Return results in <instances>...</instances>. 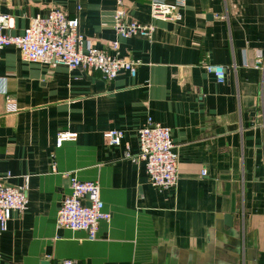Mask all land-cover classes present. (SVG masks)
Instances as JSON below:
<instances>
[{"label": "crops", "instance_id": "crops-1", "mask_svg": "<svg viewBox=\"0 0 264 264\" xmlns=\"http://www.w3.org/2000/svg\"><path fill=\"white\" fill-rule=\"evenodd\" d=\"M153 1L125 4L126 19L153 24L152 35L120 39L116 0H0L8 35L56 8L77 17L96 48L118 41L117 56L140 63L135 77L109 81L28 63L13 46L0 51V178L28 180L26 210L0 233V264H264V70L255 68L258 56L264 63V0H186L174 22L151 20ZM205 65L221 66L225 81ZM148 119L171 130L174 189L153 188L133 159ZM112 129L124 131L119 146L103 138ZM61 133L76 138L56 146ZM66 175L99 184L111 219L93 241L55 226L71 193Z\"/></svg>", "mask_w": 264, "mask_h": 264}, {"label": "built area", "instance_id": "built-area-1", "mask_svg": "<svg viewBox=\"0 0 264 264\" xmlns=\"http://www.w3.org/2000/svg\"><path fill=\"white\" fill-rule=\"evenodd\" d=\"M186 0H173L166 4L153 1L149 15L153 21H179V11ZM126 0H116L113 15L114 31L118 38L149 37L155 30L153 24H141L126 19ZM79 10V8H77ZM12 20L0 14V51L5 47H15L23 60L28 63H41L47 66H63L68 70L82 69L100 73L104 79L112 81L121 72L135 77L140 63L124 60L117 56L118 41H112L108 50L98 49L92 41L85 39L78 31L77 17L70 18L60 9H52L44 17L31 20L21 35H8ZM205 70L215 76L218 82L225 81L221 66L205 65ZM255 68L264 70L261 55L255 62ZM260 118L264 127V95L260 100ZM124 135L123 130L112 129L103 133L109 146H119ZM139 152L135 161L144 164L149 184L158 190L174 189L178 182L177 154L169 128L162 127L148 119L145 127L137 131ZM75 134L61 133L57 136L56 146L62 142L74 140ZM127 149V148H126ZM125 157L130 158L126 151ZM205 170L201 175H205ZM71 193L65 196L57 211L55 226L57 229L84 231L87 239H96L101 221L109 222L111 214L103 211L98 182H81L66 175ZM27 178L22 187H12L0 178V233L7 229L13 212L23 213L28 205ZM60 264H77L72 260H63Z\"/></svg>", "mask_w": 264, "mask_h": 264}]
</instances>
